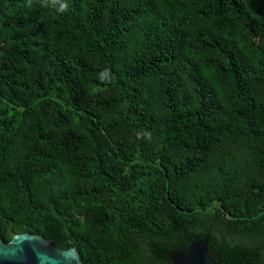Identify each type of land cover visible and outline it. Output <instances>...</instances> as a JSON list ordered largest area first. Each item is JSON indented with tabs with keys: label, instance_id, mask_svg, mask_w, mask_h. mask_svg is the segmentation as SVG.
<instances>
[{
	"label": "trees",
	"instance_id": "trees-1",
	"mask_svg": "<svg viewBox=\"0 0 264 264\" xmlns=\"http://www.w3.org/2000/svg\"><path fill=\"white\" fill-rule=\"evenodd\" d=\"M67 4L0 0V239L264 264V0Z\"/></svg>",
	"mask_w": 264,
	"mask_h": 264
},
{
	"label": "water",
	"instance_id": "water-1",
	"mask_svg": "<svg viewBox=\"0 0 264 264\" xmlns=\"http://www.w3.org/2000/svg\"><path fill=\"white\" fill-rule=\"evenodd\" d=\"M207 233L184 247L169 251L171 264H219L206 246ZM0 264H82L74 247L60 248L40 234L20 231L0 239ZM245 264V263H234Z\"/></svg>",
	"mask_w": 264,
	"mask_h": 264
},
{
	"label": "clouds",
	"instance_id": "clouds-1",
	"mask_svg": "<svg viewBox=\"0 0 264 264\" xmlns=\"http://www.w3.org/2000/svg\"><path fill=\"white\" fill-rule=\"evenodd\" d=\"M29 4H31V0H29ZM58 11L60 13H64L66 11H68V4H67V0H59V6H58ZM111 75L110 72L108 70L105 71V73H103L101 75V79H104L105 76H109ZM112 79H115L114 76L111 77ZM109 82H111V80H109ZM148 139H151V133L150 132H146L144 134Z\"/></svg>",
	"mask_w": 264,
	"mask_h": 264
}]
</instances>
